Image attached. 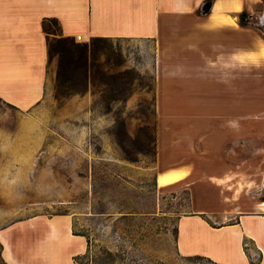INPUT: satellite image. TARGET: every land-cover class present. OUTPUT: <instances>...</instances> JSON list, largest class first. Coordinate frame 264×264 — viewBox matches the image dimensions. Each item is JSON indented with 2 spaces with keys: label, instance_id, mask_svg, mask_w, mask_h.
<instances>
[{
  "label": "rangeland",
  "instance_id": "1",
  "mask_svg": "<svg viewBox=\"0 0 264 264\" xmlns=\"http://www.w3.org/2000/svg\"><path fill=\"white\" fill-rule=\"evenodd\" d=\"M244 10L251 19L243 28L253 32L243 34L235 126L226 122L233 111L215 108L200 125H184L186 93L164 96L163 122L178 113L172 122L181 125L157 126L158 46L146 39L96 42L86 74L64 61V91L56 94L54 83L34 110L20 112L0 100V227L33 215L69 214L87 243L82 264H216L180 255L176 228L191 210L192 184L216 200L222 186L232 200L256 192L264 200V65H253L249 52L253 39L264 40V30H255L264 26V0ZM51 64L57 70V55ZM170 81L163 79L168 89ZM214 83L223 89L222 80ZM179 85L175 90L185 91ZM83 97L87 107L69 101ZM173 165L189 169V177L156 187V175Z\"/></svg>",
  "mask_w": 264,
  "mask_h": 264
},
{
  "label": "crops",
  "instance_id": "2",
  "mask_svg": "<svg viewBox=\"0 0 264 264\" xmlns=\"http://www.w3.org/2000/svg\"><path fill=\"white\" fill-rule=\"evenodd\" d=\"M208 2L211 7L202 14V6ZM251 2L0 0V100L17 111L27 112L43 102L47 91L52 92L56 65L49 61L43 21L56 18L62 37L79 36L81 41L92 37L153 40L158 46L157 126L181 125L172 122L180 119L178 113L170 116L169 122L162 118L164 96L176 93L187 94L184 125H200V121H206L203 117L208 118L211 108H215L225 113L233 111V119L226 122L235 126V114L241 107L235 80L240 79L242 71L243 34L252 31L241 26L239 14ZM261 43L264 40L258 36L249 45L256 67L259 63L264 65ZM166 78L171 79L169 89L163 82ZM178 79H185L186 86L179 85ZM215 80L223 81V89ZM178 85L185 91L175 90ZM213 95H218L214 104L210 99ZM69 101L87 107L86 97ZM158 142L162 149L161 137ZM170 172L186 173L176 183L190 174L181 165L166 167L156 175V187L158 175ZM225 187H219L221 194L217 200L207 190L199 192L196 184L189 187L191 210L177 222L178 253L202 256L216 264H252L250 258L255 259L259 250L257 264H264L261 192L250 199L232 200V193ZM74 219L69 214H39L1 226L0 264H82L78 258L87 243L83 235L73 231ZM247 241L252 247H247Z\"/></svg>",
  "mask_w": 264,
  "mask_h": 264
},
{
  "label": "trees",
  "instance_id": "3",
  "mask_svg": "<svg viewBox=\"0 0 264 264\" xmlns=\"http://www.w3.org/2000/svg\"><path fill=\"white\" fill-rule=\"evenodd\" d=\"M240 24L242 27H248L251 16H249L245 10H242L239 14ZM48 25H53L57 28V32L52 31ZM253 29H255L253 27ZM43 30L47 35V47L49 61L53 59L55 55L58 56V67L56 70L55 79V93H61L64 91L68 80L65 77L63 71L64 61L70 63L73 66L81 67L86 74V67L89 60V50L98 41L107 39L106 37H92L89 42H75V38L72 37H62L59 32V22L56 18H47L43 21ZM256 31L264 30L262 28L256 27ZM60 35V37H57ZM63 43H68L63 45ZM257 257L255 259L250 258L252 264H257L261 257V252L257 250Z\"/></svg>",
  "mask_w": 264,
  "mask_h": 264
},
{
  "label": "bare ground",
  "instance_id": "4",
  "mask_svg": "<svg viewBox=\"0 0 264 264\" xmlns=\"http://www.w3.org/2000/svg\"><path fill=\"white\" fill-rule=\"evenodd\" d=\"M261 52L264 56V43H261ZM185 176H186L185 172H178V173L170 172L166 174H159L157 178V187L164 188V187L171 186L175 184L176 182H178V180L184 178ZM260 208L264 211V200L261 202Z\"/></svg>",
  "mask_w": 264,
  "mask_h": 264
},
{
  "label": "water",
  "instance_id": "5",
  "mask_svg": "<svg viewBox=\"0 0 264 264\" xmlns=\"http://www.w3.org/2000/svg\"><path fill=\"white\" fill-rule=\"evenodd\" d=\"M210 7H211V3H210V2L204 4V5L202 6V14L207 13V12L209 11Z\"/></svg>",
  "mask_w": 264,
  "mask_h": 264
},
{
  "label": "built area",
  "instance_id": "6",
  "mask_svg": "<svg viewBox=\"0 0 264 264\" xmlns=\"http://www.w3.org/2000/svg\"><path fill=\"white\" fill-rule=\"evenodd\" d=\"M76 41H81V38L79 36L76 37Z\"/></svg>",
  "mask_w": 264,
  "mask_h": 264
}]
</instances>
